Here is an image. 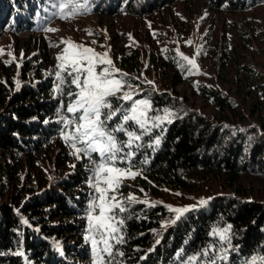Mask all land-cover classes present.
<instances>
[{"label": "trees", "instance_id": "obj_1", "mask_svg": "<svg viewBox=\"0 0 264 264\" xmlns=\"http://www.w3.org/2000/svg\"><path fill=\"white\" fill-rule=\"evenodd\" d=\"M185 1L117 0L109 6L103 1L102 7L107 14L149 17ZM206 1L228 13L264 6V0ZM56 2L0 0V35L42 30ZM169 53L165 60L133 45L123 47L112 57L119 72L127 74L122 79L136 90L134 99L151 102L156 111L149 112L150 117L163 115L165 109L175 115L171 123L152 128L138 142L143 146L133 149V171L140 174L131 179V186L124 183L119 191L134 196L136 201L130 203L129 196L120 200L127 209L118 213L124 221L120 233L123 243L115 245L113 257L104 255V259L111 264H187L189 257L211 248L207 258L201 256L196 262L201 264L218 255L222 247L214 230L230 226L228 259L217 260L216 264H245L253 256L264 255V203L241 196L244 173L264 176V125L252 126L245 117L257 119L264 110V74L249 63L232 64L229 50L221 47L217 75L231 85L233 95L228 97L214 87L195 84L198 95L217 112L226 114L228 120L227 124L210 121L171 95V88L184 83L186 69L179 65L177 54ZM4 76L0 71V264H91V260L94 264L91 239H87L93 234L85 217L93 202L92 192L87 189L92 177L90 160L81 155L71 163L72 173L56 180L39 170L44 168L42 161L51 155L49 150L55 143L72 149L62 131L73 129L65 128L61 116L70 119L67 94L75 86L65 74L66 83L60 85L64 94L60 95L55 75L28 82ZM109 99L114 107L131 106V102ZM120 119L118 115L109 121V128ZM127 127L139 134L134 124ZM116 136L120 141L128 139L124 133ZM157 137L158 146L154 145ZM92 158L99 160L95 153ZM30 160L37 163L34 169L41 175L27 181L21 172ZM214 189L230 190L232 194H212L199 206L186 207L189 201L185 202L181 207L190 211L179 219L168 209L173 206L168 197L174 193L192 195ZM61 218L72 219L73 224H53ZM156 230H161L158 237L152 234ZM223 247L229 245L224 243Z\"/></svg>", "mask_w": 264, "mask_h": 264}, {"label": "rangeland", "instance_id": "obj_2", "mask_svg": "<svg viewBox=\"0 0 264 264\" xmlns=\"http://www.w3.org/2000/svg\"><path fill=\"white\" fill-rule=\"evenodd\" d=\"M103 1H108L109 6V3L114 4L117 0H88L89 11L85 12L81 9V14L67 19L60 18L59 14H52V16L49 14L48 22L40 31L2 33L0 35V50H2L0 71L5 73L4 79L13 78L15 82H28L36 78L52 77V75L56 77L59 71L58 65L61 63L57 57L67 47L65 43L67 41L90 47L98 54L108 52L112 61L113 55L120 49L133 45L141 50L152 51L164 59L169 52H174L179 56V65L185 67L186 73H183L184 83L171 88L172 91L170 89L171 95L181 99L186 107L195 109L200 115L208 117L210 121L216 120L227 124L226 114L217 112L209 102L202 99L195 87V84H201L214 87L226 93L228 97L233 95L231 85L220 80L217 75L219 49L224 46L229 50L232 64L249 63L264 74V6L228 13L214 8L206 0H188L166 7L149 17H135L124 13L107 14L104 11L105 7H102ZM49 12L57 13L58 9L54 7ZM47 28L55 31L49 32ZM184 56L195 60L196 67L189 65L183 59ZM113 64L116 67L114 61ZM142 81H145V78H142ZM58 83L56 77L55 85ZM76 91L78 90L75 88L69 93ZM123 91H130L133 94L136 90L125 87ZM74 101L75 96L67 94V106ZM68 115L70 119L73 116L72 113ZM245 117L252 126L264 125V110L257 119L250 115ZM65 132L66 130L62 131L63 134ZM54 145L55 147L49 150L50 153L52 152L51 155L42 161L44 168H39L41 173L46 172L44 175L47 174L50 180L71 174V163L77 159L74 151L63 143ZM67 161H69L68 164H66ZM35 166L37 163L34 165V160L25 163L21 177L26 178L27 181L40 178L41 173L34 169ZM89 166L92 169L91 182L95 183L94 165L90 163ZM54 168L56 169L53 172ZM124 183L130 185L131 179H124L122 185ZM242 187L244 192L241 196L246 197L247 200L264 203L263 175L244 173ZM87 189L92 192L94 201L98 194L95 188L90 186V182L87 184ZM213 191L192 195L174 193L173 196L168 197V202L173 205V208H184L181 205L188 201L186 207L199 206L201 200L206 201L212 194H232L230 190L214 189ZM115 195L118 200H122L130 194L125 196L118 190ZM89 211L85 214L86 220H88ZM53 224L71 225L73 222L72 219L61 218L55 220ZM159 232L161 230H156L152 234L158 237ZM73 240L78 242L76 238ZM90 263L93 264V261L91 260Z\"/></svg>", "mask_w": 264, "mask_h": 264}, {"label": "snow or ice", "instance_id": "obj_3", "mask_svg": "<svg viewBox=\"0 0 264 264\" xmlns=\"http://www.w3.org/2000/svg\"><path fill=\"white\" fill-rule=\"evenodd\" d=\"M53 7L58 9V12L53 15L59 14L62 19L81 14V9L85 12L90 10L88 0H57ZM46 30L55 31L51 28ZM65 43L67 47L57 57L61 63L56 73L59 81L56 91L60 95L64 94L60 85L66 83L65 74L71 78L70 84L74 85L78 91L68 93L70 96H75L74 103L67 106V112L72 113L73 116L71 119L61 116V120L65 122V128L73 130L63 135L66 143L74 150L77 159L83 155L94 165L95 183L90 181V186L95 188L98 195L89 206V231L93 235L87 239H91L95 256L94 264H111L110 260L105 261L104 255L113 257L115 245L123 243V236L120 233L124 221L118 213L127 210L123 201L118 200L115 193L122 186L124 179H135L140 174L138 171H133L132 160L135 156L133 149L138 150L143 146L138 142L142 141L144 135L150 134L152 128L171 123L175 114L165 109L163 115L150 117L149 112L156 111L152 108L151 102L147 99L136 100L132 92L123 91L125 87L131 88L132 85L122 79L127 74L119 72L109 58L108 52L98 54L90 47L72 41ZM183 59L193 68L196 67L195 60L187 56ZM117 74L120 78H117ZM111 97L126 103L131 102V106L127 109L122 105L114 107L109 99ZM118 115L121 118L120 122L109 128L108 122ZM130 124L138 127L139 134L127 127ZM116 133H124L128 138L127 141L118 140ZM159 144L160 138L157 137L154 145ZM152 146L149 145V147ZM125 148L128 149L127 152L124 151ZM93 153L98 155L99 160L92 158ZM118 164H127V167H119ZM128 200L131 203L135 202L136 198L129 196ZM199 203L203 205L206 201L201 200ZM168 209L176 214V219L190 211L189 208L171 206H168ZM93 213L96 214L93 215ZM229 231L230 226L227 229L214 230L213 234L219 236L222 247L217 250L218 255L205 259L201 264H216L217 260L227 261L231 248ZM97 236L99 239H96ZM110 241H115V244ZM224 243H227L229 247L224 248ZM100 244H103V248L99 247ZM211 250L206 248L198 255L189 257L187 264H196L201 256L207 258ZM116 254L123 256V252L117 251ZM245 264H264V255L253 256L250 260H246Z\"/></svg>", "mask_w": 264, "mask_h": 264}]
</instances>
